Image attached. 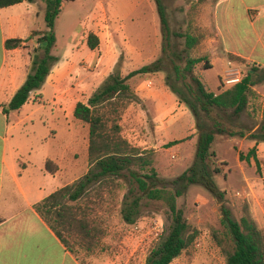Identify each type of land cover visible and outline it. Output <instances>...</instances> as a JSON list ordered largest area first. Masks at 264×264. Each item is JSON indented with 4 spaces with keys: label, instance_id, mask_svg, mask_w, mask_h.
Instances as JSON below:
<instances>
[{
    "label": "rangeland",
    "instance_id": "1",
    "mask_svg": "<svg viewBox=\"0 0 264 264\" xmlns=\"http://www.w3.org/2000/svg\"><path fill=\"white\" fill-rule=\"evenodd\" d=\"M132 1L134 0H101L111 21L102 18L95 22L88 20L97 0L65 1L61 13L55 20L56 46L53 54L63 56L69 43L78 39L79 34L84 30V36L86 33L99 34V42H102L103 46L102 51L96 53L95 59L101 56L106 58L110 64L109 75L118 69L122 77H125L132 71L164 57V69L158 72L165 77L164 84L159 83L157 75L147 77L146 74L137 75L127 81L136 97L126 103L118 124L122 128V137L140 152L146 153L147 158L153 160L159 176L165 180H173L194 162L198 131L195 118L189 108L179 102L178 97L166 84L167 75L173 69L172 63L184 67L186 54L190 58L208 60L212 64L211 69L204 70V62H202L196 65L194 72L198 73V76L202 73V82L212 92H218L220 78L224 75L223 71L227 65L216 59L219 48L215 41H211L209 22L207 18L206 20L203 18L209 10L210 3L207 0H163L170 28L167 37H164L155 1L152 0L153 21L149 20L150 8L147 3H143L139 8V13L147 15L146 21H136V17L128 16L127 14L133 9L129 5ZM36 11L40 12V19L35 30L45 31L46 7L42 5V8H37ZM125 13L127 14L123 15ZM175 33H190L200 40L189 53L183 54L182 60H174L170 53L169 46L171 48L174 46L178 51L185 48V39L175 37ZM81 40L82 43L85 42V38L81 37ZM78 46L82 48L81 43ZM95 59L81 61L77 78L79 77L78 79L83 82L73 84L75 92L83 94L85 102L109 76L107 75L95 88L88 86L98 74L95 71ZM250 68L251 66L245 68L243 74L235 70L228 71L232 72V75L223 78L225 88L235 84L233 79L241 80ZM261 72L262 70L258 69L257 76ZM169 82L184 89L183 83L189 82V79L177 81L171 76ZM254 90L258 94L257 97L250 100L249 107L238 119L230 116L231 111H227L225 115L215 111L212 115L218 116L219 122L229 132L247 134L252 129L254 132L264 122V82L259 83ZM171 93L177 99L170 97ZM74 97L77 99L76 93ZM75 125L77 131L85 133L89 130V125L86 123L81 122L78 125L75 123ZM243 139L240 136L229 135L216 137L213 147L216 153L214 163L221 169V174L215 176V182L221 190L226 191L225 204L231 210L233 217L236 220L247 217L264 231V144L256 149L259 157L257 166L254 159H251L250 163L239 160V153L247 155L251 150V147L247 148L248 142L243 145ZM178 141L180 142L174 144ZM74 156L77 162H81L82 150L79 149ZM81 175L77 174L75 177L82 178ZM89 189L81 202L70 204L80 208L79 214L85 213L84 217L81 215L78 218H86L88 226L92 224L97 229V237L100 239L119 241L121 264H145L151 250L167 235L170 228L171 221L165 203L144 200L139 216L135 218L133 224H130L124 219L122 211L129 189L125 179L115 178L102 183L96 182ZM14 204L16 206L20 203L14 202ZM177 205L183 210L192 227L199 231V236L171 264H227L233 244L220 223L222 203L202 186L192 185L182 197L177 199ZM65 236L70 242L73 253L84 264H98L97 259L106 261L107 257H113V245L105 247V252L96 255L98 248L95 242L93 250L88 252L86 249L88 243L78 240L76 236L73 238L67 234ZM33 238L38 239L42 236L35 234Z\"/></svg>",
    "mask_w": 264,
    "mask_h": 264
},
{
    "label": "trees",
    "instance_id": "2",
    "mask_svg": "<svg viewBox=\"0 0 264 264\" xmlns=\"http://www.w3.org/2000/svg\"><path fill=\"white\" fill-rule=\"evenodd\" d=\"M24 1L35 0H0V9ZM65 1L68 0H45L44 18L48 30L35 31L29 38L36 37L39 46L34 52L30 72L24 85L17 91L8 107L4 108L5 113L19 110L25 105L30 94L43 86L53 66L58 62L59 59L52 54L56 46L54 25ZM154 1L164 37H167L170 28L163 0ZM174 36L185 39L184 50L178 51L174 46L172 48L169 46L174 60H182L183 54L189 53L200 42L198 37L190 33H175ZM22 42V40H9L6 46L9 49L20 47ZM99 43L96 35L93 33L88 35L87 44L91 50L97 49ZM185 56L184 67L172 63L173 69L167 75L166 84L178 97L179 102L186 105L193 114L198 139L194 162L173 180H165L159 176L153 160L147 158L146 153L140 152L122 137V128L118 124L126 103L136 97L127 81L140 74L163 71L164 57L132 71L125 77H122L120 71L116 69L86 103L79 102L76 105L74 117L89 125L90 169L84 177L59 189L35 205L36 211L70 252L73 253L66 234L71 238L76 236L78 240L88 243L86 247L88 252L93 250V243L100 239L97 237V229L92 224L88 226L86 218H78L81 215L84 217L85 213L79 214L80 208L70 204L81 202L92 184L120 178L125 179L129 184L124 201L125 207L122 211L124 219L130 224H133L135 218L139 216L144 200L162 201L168 209L171 221L169 231L151 250L145 264H171L198 238L199 231L192 227L183 210L177 205V199L182 197L192 185L202 186L222 203L220 223L233 244L227 264H264V231L247 217L236 220L226 206L227 193L215 182V176L221 174V169L215 166L216 153L213 150L216 137L219 135L242 138L248 136L257 143H264V122L254 132L252 129L247 134L236 133L229 132L219 122L218 116L212 115L215 111L224 115L227 111H231L230 116L238 119L249 107L250 100L257 97L258 94L254 88L264 82V70L257 76L259 67L252 65L241 80L229 88H225L223 78H220L218 92H212L202 82V73L198 76V73L194 72L196 65L202 62H204V70L211 69L212 64L205 58H190L187 54ZM227 59L233 64H245V60L232 54H228ZM171 76H174L177 81L189 79V82L183 83L184 89H182L169 82ZM256 77L257 79H254ZM251 159H254L257 166L259 165L256 148H252L247 155L239 153L240 161L250 163ZM46 169L54 173L50 161H47Z\"/></svg>",
    "mask_w": 264,
    "mask_h": 264
},
{
    "label": "crops",
    "instance_id": "3",
    "mask_svg": "<svg viewBox=\"0 0 264 264\" xmlns=\"http://www.w3.org/2000/svg\"><path fill=\"white\" fill-rule=\"evenodd\" d=\"M207 2L209 10L203 18L209 22L211 41L219 48L216 59L227 65L222 78L231 70L243 74L245 68L252 65L264 70V0ZM143 3L149 4V20L153 21L152 0L132 1L129 5L133 9L123 15L146 21L147 15L139 13ZM42 5L46 7L45 0L24 1L0 9V264H84L59 240L35 205L80 179L75 175L83 177L89 171V130L77 131L75 123L78 125L81 121L74 117L76 105L87 101L83 94L75 92L73 84L82 81L77 78L81 61H93L96 53L102 51V42L97 49L91 50L87 44L90 33L84 36L83 30L79 34L80 42L79 38L70 42L63 56L54 55L53 49L52 54L59 60L43 86L33 91L19 110L4 112L29 75L34 52L39 46L36 37L29 38L38 31L35 28L40 12L36 10ZM102 18L111 21L105 6L97 0L88 21ZM93 34L100 37L97 32ZM81 37L85 42L82 43ZM9 40L23 42L20 47L9 49L6 46ZM228 54L245 60V64L231 63ZM95 62L98 74L88 83L92 88L99 86L110 70L104 56ZM159 74L146 76L157 75L159 83L164 84L165 77ZM170 97L177 99L173 93ZM245 142H248L247 148L257 150L264 144L248 136L243 139V145ZM79 149L83 152L81 162L74 156ZM47 161L51 162L54 173L47 171ZM14 202L20 204L15 206ZM35 234L42 238H33ZM95 243L96 255L113 245V257H107L106 261L97 259L98 264H121L119 241L103 238Z\"/></svg>",
    "mask_w": 264,
    "mask_h": 264
},
{
    "label": "built area",
    "instance_id": "4",
    "mask_svg": "<svg viewBox=\"0 0 264 264\" xmlns=\"http://www.w3.org/2000/svg\"><path fill=\"white\" fill-rule=\"evenodd\" d=\"M231 75H232V72H228V73L226 72V75H225V76L227 77V76H231ZM233 81H235V83H237V82L240 81V78H235V79H233ZM229 82H230V81H228V83H229Z\"/></svg>",
    "mask_w": 264,
    "mask_h": 264
}]
</instances>
